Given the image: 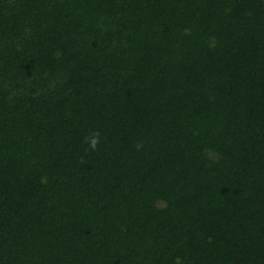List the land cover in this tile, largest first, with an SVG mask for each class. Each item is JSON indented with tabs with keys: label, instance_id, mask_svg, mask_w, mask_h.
<instances>
[{
	"label": "trees",
	"instance_id": "trees-1",
	"mask_svg": "<svg viewBox=\"0 0 264 264\" xmlns=\"http://www.w3.org/2000/svg\"><path fill=\"white\" fill-rule=\"evenodd\" d=\"M0 264H264V0H0Z\"/></svg>",
	"mask_w": 264,
	"mask_h": 264
},
{
	"label": "clouds",
	"instance_id": "clouds-1",
	"mask_svg": "<svg viewBox=\"0 0 264 264\" xmlns=\"http://www.w3.org/2000/svg\"><path fill=\"white\" fill-rule=\"evenodd\" d=\"M98 144H99V133L97 132L89 139V145H90V148L93 151H95Z\"/></svg>",
	"mask_w": 264,
	"mask_h": 264
}]
</instances>
